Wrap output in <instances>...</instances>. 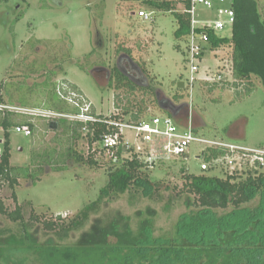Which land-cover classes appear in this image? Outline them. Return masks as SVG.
Instances as JSON below:
<instances>
[{
	"label": "rangeland",
	"instance_id": "obj_1",
	"mask_svg": "<svg viewBox=\"0 0 264 264\" xmlns=\"http://www.w3.org/2000/svg\"><path fill=\"white\" fill-rule=\"evenodd\" d=\"M255 1L260 13L264 14V0ZM145 2L0 0V84L6 88L5 100L8 104H16L14 106H32L37 93L44 88V81L51 78L76 86L83 96L74 91L77 96L71 95V99L78 103L88 102L103 117L118 114L117 101L121 106L128 103L137 106L143 101V118L148 120L151 116H163L165 110L160 108L154 96L142 91L147 83L160 90L159 101L187 104V118L173 110L178 121H185L190 116L194 119L196 115L202 118L203 124L198 122L196 129L200 137L211 141H235L241 147L264 150V86L261 80L252 76L250 82L233 85L230 48L226 47L217 52H206L200 71L195 75L197 81L192 94L190 89H180L178 83L190 78V65L186 61L185 38L180 40L175 36L178 29L176 12L160 11L144 5ZM224 5L231 7L233 0H226ZM141 10L150 13V21L132 14ZM198 13L203 21L214 19L216 11L199 7ZM222 36L231 37V31L222 32ZM121 49L129 50L141 67V74H134L137 79H142L139 85L134 82L139 87L135 94L114 87L112 70ZM99 67L107 68L110 75L97 73ZM52 72L56 75H51ZM205 80L212 85H205ZM250 86V89L246 88ZM180 95L184 99L177 103L174 98ZM124 132L130 142L139 143L134 131L125 129ZM55 136L54 132L48 131L42 143L36 136L18 134L14 128L10 131V163L11 167L21 169H18L21 179L13 189L5 184L0 191V200L8 212L21 207L33 243L74 245L91 232L94 224L108 226L116 221L117 225H125L134 234L142 233L148 227L153 238L173 239L177 237L176 225L180 217L197 209L195 196L184 188L187 173H202L198 155L204 146L194 143L188 159L159 163L148 172L151 182L157 184L151 198L133 188L122 195L105 198L85 225L68 237L47 230L45 222H61L57 219L60 216L70 222L85 206L94 202L107 185L109 172L116 168L112 160L117 150H104L98 143L91 147L86 131L71 143V149L85 159H93L97 165L86 161L78 164L72 159L69 167L67 161L58 157L62 144L51 143L54 139L61 140V136ZM237 137L240 139L235 140ZM2 138L0 132V140ZM62 143L65 151L66 144ZM56 164L64 168L58 171L54 168ZM184 167L188 172L181 170ZM223 171L216 170L213 175L221 177L226 170ZM258 204L259 198L246 206ZM231 210L232 207L218 213L223 215ZM25 235L22 224L0 214V247L4 244L5 248L7 242L10 244L15 239L21 243ZM109 242L114 243L116 239L110 236ZM8 256L10 262L5 263L4 258ZM0 264L41 263L34 255L11 247L10 253L5 252L2 256L0 253Z\"/></svg>",
	"mask_w": 264,
	"mask_h": 264
},
{
	"label": "trees",
	"instance_id": "obj_2",
	"mask_svg": "<svg viewBox=\"0 0 264 264\" xmlns=\"http://www.w3.org/2000/svg\"><path fill=\"white\" fill-rule=\"evenodd\" d=\"M2 1L7 2V0ZM144 5L164 12H175L179 3L174 0H146ZM233 9L236 13V22L231 37H220L210 33L211 41L203 52V59L207 51L217 52L229 47L233 85L239 86V83L250 82L251 77L256 76L264 86V14L260 13L255 0H233ZM174 15L178 24L175 36L180 40L185 38L187 43L190 26L188 16L179 13ZM118 52V58L133 63L141 71V67L133 59L129 50L121 49ZM112 73L114 87L117 90L126 89L130 94H135L139 90L136 85L138 83L135 84L134 81L129 80L116 66ZM51 75H56V72H52ZM62 82L68 84L72 92L76 91L83 96L80 89L67 81L55 82L48 78L44 81L41 93H37L38 97L36 96L32 106L17 105L15 107L50 115L9 112L0 117V127L6 132L5 154L0 160V191L5 184L13 189L21 179L18 174L20 168L11 167L10 163V132L8 131L15 127L28 126L32 136H36V139L42 143L45 142L48 131L54 132L55 138L61 136V140L54 139L51 143L57 146L62 144V147L59 145L58 157L64 162L67 161L71 167L72 159L78 164L86 161L97 165L93 159H85L71 149V143L81 138L83 131L87 132L91 147L95 143L102 146L101 137L114 129L106 121L129 124L147 121V118H143L145 113L143 101L137 106L130 103L121 106L117 101L115 108L118 114L109 118L98 115L93 108H90L89 115L97 120L94 123L52 116V114L79 116L82 113V103L76 105L75 102L78 100L69 102L61 97L58 89ZM205 85L212 84L206 81ZM5 89L4 85L0 84V103L16 105L8 104L5 100ZM142 91L154 96L160 108L165 110L164 116L174 118L181 128L187 126L186 119L178 121L173 114L174 110L177 115L183 113L186 118L189 115L187 104L180 103L184 99L182 95L175 96L174 101L180 103L177 105L171 100L159 101L160 90L147 83L142 87ZM200 121L203 124L202 118L196 115L193 119L194 128L197 126L195 129L199 128ZM62 142L66 144L65 151ZM103 149L106 150L104 147ZM114 150L117 152L112 164L116 168L109 172L108 183L101 189L99 197L85 206L70 222H66L61 216L57 218L61 222H45L47 230L68 237L71 232L85 225L90 215L99 209L105 198L122 195L133 188L142 190L145 197L153 196L157 184L151 182L148 174L153 168L149 167L136 153L135 146H129L123 142L111 152ZM209 152V155L206 153L204 156L207 162H212L215 158L226 154L221 150H209ZM125 154L131 157L122 158ZM41 157L44 158V156ZM54 168L61 171L64 167L56 164ZM181 170L188 172L185 167ZM216 170L215 167H211L199 175L191 173L185 175L184 188L189 194L195 196L194 204L197 209L180 217L176 225L177 237L173 239L153 238L152 230L148 227L144 228L142 233L134 234L125 225H117L116 221L108 226L94 224L91 232L74 245L35 244L31 241L30 230L24 221L21 207L17 206L14 211L8 212L0 200V214L8 217L12 222L22 224L26 234L21 243L15 239L10 244L7 242L5 248L2 244L1 256L5 252L10 253L12 247L34 255L41 264H264V171L247 166L241 172L238 170L233 174L225 172L219 177L213 175ZM14 198L17 201L16 195ZM258 198L259 204L256 207L246 206ZM230 207H232L230 212L223 215L218 213L219 210L227 211ZM110 236H113L116 242L110 243ZM9 258L10 256L4 258L5 263L10 262Z\"/></svg>",
	"mask_w": 264,
	"mask_h": 264
},
{
	"label": "built area",
	"instance_id": "obj_3",
	"mask_svg": "<svg viewBox=\"0 0 264 264\" xmlns=\"http://www.w3.org/2000/svg\"><path fill=\"white\" fill-rule=\"evenodd\" d=\"M179 3L176 13L186 14L189 19V32L187 35V56L186 60L190 65V78L184 81L185 89H190L191 94L197 78L196 74L200 71V63L203 61V52L210 44V33L223 37L222 32L230 30L234 27L236 22V13L231 7H226L224 4L226 0H174ZM202 7L207 10H215V18L212 20H200L198 8ZM179 8L181 10H179ZM138 17L143 18L144 21H150L151 15L144 10L137 11ZM209 81V80H205ZM211 81V80H210ZM59 93L62 98L73 102L71 95L76 98V93L72 92L68 84L61 83ZM67 95L65 96V93ZM76 105L80 103L75 102ZM82 113L79 116H64L53 115L56 117H67L72 120H79L82 122H96L97 120L89 115L90 104L82 103ZM9 112H19L27 114H39L48 116L50 114L44 112H33L32 110L22 109L15 106H10L5 103H0V117L5 116ZM192 114V112L190 111ZM109 126L114 129L111 132L104 134L101 137V144L106 150L111 151L117 148L124 142L126 145H134L136 153H138L149 167L159 163L169 162L173 159H182L189 157L191 146L196 143L203 145L204 148L198 155L201 159V171H207L211 167L217 170H226L225 172L233 174L236 170L242 171L247 166L255 168V170L264 171V150L263 149H250L239 146L237 143L207 140L200 137L194 128L193 118L187 119V126L181 128L169 116H152L149 120L138 123H118L115 121H106ZM116 128V130H115ZM118 128V131H117ZM16 133L24 134L25 136H32V131L28 126H18L14 128ZM125 129L134 131L137 142H130L125 137ZM13 130V129H11ZM9 130L8 132H10ZM0 132L4 138L0 140V160L4 157V144L6 140V132L0 127ZM125 133V134H124ZM209 150H221L226 154L215 158L212 162H207L204 159L206 153L209 155ZM230 171V172H229Z\"/></svg>",
	"mask_w": 264,
	"mask_h": 264
},
{
	"label": "flooded vegetation",
	"instance_id": "obj_4",
	"mask_svg": "<svg viewBox=\"0 0 264 264\" xmlns=\"http://www.w3.org/2000/svg\"><path fill=\"white\" fill-rule=\"evenodd\" d=\"M126 64L127 66H125V67H122V65L121 64ZM116 67L121 71V73L122 74H124L129 80H132V81H134V82H136V83H138V84H141L142 83V79H137L135 76H134V74L135 75H139V74H137V73H140L141 74V71L138 69V67L137 66H135L133 63L131 64V63H129V61H122V58H118V60H117V63H116ZM96 71H97V73H100V75L102 74V73H104L105 74V72H107V75H110V71L107 69V68H105V67H99V68H96ZM96 77V76H95ZM112 77H113V75H112ZM97 78V77H96ZM97 80V79H96Z\"/></svg>",
	"mask_w": 264,
	"mask_h": 264
},
{
	"label": "water",
	"instance_id": "obj_5",
	"mask_svg": "<svg viewBox=\"0 0 264 264\" xmlns=\"http://www.w3.org/2000/svg\"><path fill=\"white\" fill-rule=\"evenodd\" d=\"M178 84H179L178 87L180 89H184L185 88L184 82H179Z\"/></svg>",
	"mask_w": 264,
	"mask_h": 264
},
{
	"label": "crops",
	"instance_id": "obj_6",
	"mask_svg": "<svg viewBox=\"0 0 264 264\" xmlns=\"http://www.w3.org/2000/svg\"><path fill=\"white\" fill-rule=\"evenodd\" d=\"M146 12H147V11H146ZM132 14H133V15H135V12H134V13H132ZM195 130H196V129H195ZM237 130H238V129H237ZM241 138H242V137H241ZM232 139H233V138H232ZM236 139H240V138H238V137H237V138H235V140H236ZM232 142H234V143H235V141H232Z\"/></svg>",
	"mask_w": 264,
	"mask_h": 264
}]
</instances>
